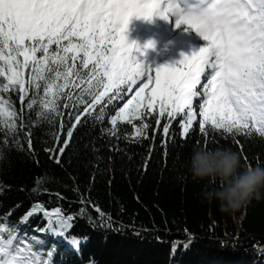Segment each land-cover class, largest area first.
<instances>
[{
    "label": "trees",
    "instance_id": "1",
    "mask_svg": "<svg viewBox=\"0 0 264 264\" xmlns=\"http://www.w3.org/2000/svg\"><path fill=\"white\" fill-rule=\"evenodd\" d=\"M208 78L209 70L199 92ZM4 95L16 118L11 131L7 116L0 117V223L42 240L52 251L49 264H264V199L222 213L217 202L201 196L214 182L195 181L187 170L194 147L231 148L243 165H264V137L210 125L202 132L197 97V120L187 136L178 116L165 137L167 118L158 127L155 113L131 123L118 120L113 128L120 98H105L76 124L83 105L72 107L74 100L62 99L58 114L44 112L38 119L39 102L27 107L35 93L23 102L17 92ZM144 123L149 127L137 135ZM37 204L73 217L66 237L79 238V248L66 237L43 234L54 217H28Z\"/></svg>",
    "mask_w": 264,
    "mask_h": 264
},
{
    "label": "snow or ice",
    "instance_id": "2",
    "mask_svg": "<svg viewBox=\"0 0 264 264\" xmlns=\"http://www.w3.org/2000/svg\"><path fill=\"white\" fill-rule=\"evenodd\" d=\"M182 4H169L161 11L159 0H0V117L6 115V126L14 131L16 112L4 94L17 92L23 102L31 91L35 95L27 107L33 109L39 102L43 111L37 113L38 119L44 112L58 114L62 99L74 100L72 107L83 105L82 114L75 116L79 124L105 98L109 103L120 98L122 86L131 92L138 81L147 80L111 117L113 128L118 120L131 123L155 113L158 127L167 118L162 127L165 137L178 116L181 135L187 136L197 120L193 100L203 95L206 99L198 113L202 132L210 125L228 134L254 131L264 137V0H182ZM153 15L166 21L174 16L177 28L186 25L207 46L184 56L179 66L146 65L137 58L144 53L135 42H128L125 32L132 16L150 20ZM146 47H153L152 42ZM206 69L210 78L200 93L197 86ZM148 127L144 123L137 128V135ZM63 150L58 149L61 154ZM39 213L54 217L43 234L66 237L72 216L59 208L49 213L39 204L26 215ZM66 238L79 248V238ZM45 249L42 240L0 223V264H49L52 251Z\"/></svg>",
    "mask_w": 264,
    "mask_h": 264
},
{
    "label": "clouds",
    "instance_id": "3",
    "mask_svg": "<svg viewBox=\"0 0 264 264\" xmlns=\"http://www.w3.org/2000/svg\"><path fill=\"white\" fill-rule=\"evenodd\" d=\"M187 170L195 181L214 182L201 196L217 202L222 213L264 199V165H243L241 155L231 148L194 147Z\"/></svg>",
    "mask_w": 264,
    "mask_h": 264
},
{
    "label": "bare ground",
    "instance_id": "4",
    "mask_svg": "<svg viewBox=\"0 0 264 264\" xmlns=\"http://www.w3.org/2000/svg\"><path fill=\"white\" fill-rule=\"evenodd\" d=\"M164 9H166V7H164L161 11H163ZM171 17L173 19H175L174 16H171ZM135 20H136L137 24H135L133 22ZM161 24H164V23H163V21L159 15H153V17L150 20H146L143 17L138 18L136 16H132L130 18V21L128 24V32H130L132 29H133V31L131 33L130 38H127L128 42L129 43L135 42L136 45H138L141 42L143 43V41H146L145 45H147L149 42H153L152 41L153 40L152 28L153 27L159 28L161 26ZM138 26L140 27V29ZM141 26H143V28ZM163 28H164V25H163ZM133 35H135V36H133ZM137 41H139V43H136ZM197 42H199V44H197V43L195 44V42L190 37H185L181 33L180 34L179 33H176V34H170V33L168 34L167 33V35H165L164 39L161 42V45L168 43L167 48L161 47V48H157V49L152 50L150 53V55H151L150 57L154 56V54H156V52H158L159 50L161 52H165V54H169L170 56L173 54V52H178V53L184 54V55H190V54H193L195 52H198L201 48L199 45H203V43L201 44V42L199 40H197ZM129 47H130V45H129ZM143 51H144V49H143Z\"/></svg>",
    "mask_w": 264,
    "mask_h": 264
},
{
    "label": "rangeland",
    "instance_id": "5",
    "mask_svg": "<svg viewBox=\"0 0 264 264\" xmlns=\"http://www.w3.org/2000/svg\"><path fill=\"white\" fill-rule=\"evenodd\" d=\"M175 19H172V29L170 31V34H176V33H181L182 35H184L185 37H190L195 44H199V42H197V40H199L201 42V44L203 43V38L200 37L194 30L189 29L186 30V25L182 24L180 28H177L175 26ZM135 24H137L136 20L133 21ZM139 27V26H138ZM138 29V28H137ZM125 35L127 38H129L131 35L128 34V28L125 32ZM194 38V39H193ZM145 39V38H144ZM143 41V40H142ZM136 43H139V41H137ZM146 41H143V43H139L137 46L139 47V49L141 50H145L144 52L146 53L147 48L145 47ZM169 43V42H168ZM168 43L161 45L159 48L161 47H166L168 46ZM153 44V43H152ZM200 47H205L207 46L206 44L203 45H199ZM132 51L130 54L135 53V49L130 45L129 47ZM190 55H184V54H180L178 52H173V54L170 56L169 54H165V52H161L160 50L158 52H156V54H154V56L147 58L145 55L141 56V57H137L138 59L142 60L146 65L151 66L153 69L160 67L162 65L168 64V65H173V66H179L180 61L183 60L184 56H191ZM154 77L155 72L153 70V72L151 73ZM147 82V80H143V81H138L137 84L135 86H133V89L131 92L127 91V87L126 86H122L124 87V91L121 92L120 94V106L123 107V105L127 102L128 99H130L134 94L135 91L138 90V88L141 86L142 83ZM153 85L150 84L149 87L151 88ZM203 91V89H202ZM201 93V92H200ZM197 98L200 99L199 103H198V108L200 110V105L203 103L204 100L203 99V95H199L197 96ZM124 121V120H123Z\"/></svg>",
    "mask_w": 264,
    "mask_h": 264
}]
</instances>
